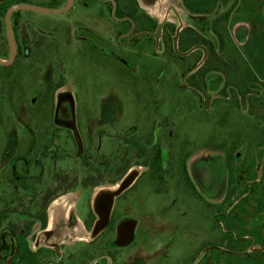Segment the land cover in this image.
<instances>
[{
    "label": "rangeland",
    "instance_id": "374dc122",
    "mask_svg": "<svg viewBox=\"0 0 264 264\" xmlns=\"http://www.w3.org/2000/svg\"><path fill=\"white\" fill-rule=\"evenodd\" d=\"M56 1L0 0V60L10 56L3 8L17 3L58 10L66 4ZM119 1L120 12L134 10V0ZM165 1L159 0V15L167 10ZM187 1L199 10L213 9L212 17L222 30L219 41L210 36L215 54L207 51L190 73L187 70L202 53L176 61L169 48L161 47V28L155 45L143 41L130 52L119 48L113 30L123 32V28L110 18L111 5L97 2L84 9L77 2L62 14L18 11L16 40L22 53L13 65H0V246L5 227L13 223L19 235L23 223L30 221L25 215L37 212L38 204L20 190L24 207L9 202L14 198V194L9 197L5 182L11 177L10 163L16 164L21 156L32 163L39 155L40 163L29 164V188H47L56 172L64 174L57 178L67 177L58 179L59 187L75 184L78 197L83 194L94 200L116 191L110 183L122 175L139 177L118 204L128 219L149 229L134 253L141 264H176L181 257L186 264H195L190 261L196 256L204 264L207 259L213 264H251L247 256L264 249V213L255 218L241 213L246 191L238 183L256 188L264 176V97L259 94L264 89V0ZM14 21L11 17L12 26ZM51 90H58L57 103L71 96L59 118L54 117L58 105L54 106ZM160 147L168 152L167 170L174 175V180L168 179L167 196L162 192L165 183L150 171ZM187 155L190 176L211 194L204 198L213 209L183 185L180 165ZM201 157L216 159V186L201 176V164L192 163ZM38 173L44 178L43 187L41 178L35 177ZM99 173L105 184L82 192L80 186ZM210 188L214 190L207 191ZM226 194L228 202H224ZM63 202L64 198L54 203L53 210ZM87 205L81 204V218ZM236 205L240 209L231 213ZM6 209L15 211L3 216ZM174 226L177 235L168 240L175 242V253L166 261V243L159 236L169 235ZM40 230L38 224L33 227L32 244ZM225 233L232 238L225 241Z\"/></svg>",
    "mask_w": 264,
    "mask_h": 264
},
{
    "label": "flooded vegetation",
    "instance_id": "af4514ba",
    "mask_svg": "<svg viewBox=\"0 0 264 264\" xmlns=\"http://www.w3.org/2000/svg\"><path fill=\"white\" fill-rule=\"evenodd\" d=\"M143 1H145L144 4L147 3L149 5H153L158 0ZM77 2L79 6L83 7L84 9L91 8L93 4L97 2L105 5H111V11L109 13L110 18L115 20L114 25L116 27L123 28V32H119V30L117 29L113 30V32L117 34L116 42L118 43L119 48H122L125 51L127 50L129 52L133 51L136 47L138 48V46L143 41L146 43L154 42L155 45L157 43V32L161 28V47L163 46L164 50L169 48L171 51L175 52V40H177V45L181 53L185 54L193 50L188 55H179L180 57L189 59L194 54H198L199 52L202 53V57L196 59L195 61V65L197 66L203 60V56L205 54L204 49L206 51H209L210 55L212 53L213 55L215 54V47L213 46L215 43H212L210 36L217 38L219 41V38H221L222 35V30L218 27L217 24L219 20L216 23V21H214V17H212V15L215 13L214 10L212 9L211 11L208 10L206 12V8H202L201 10L193 8L189 5L187 0H182V6L191 15L195 17L198 16L196 20H192V24H195V26L187 25L181 27L182 17L179 16L176 9L177 7L173 5L175 4V1H173L174 3L172 4L169 3L167 5L168 13L173 14V18L175 21L167 17L166 20L163 21V23L156 20L151 14L146 11L145 8L142 7L143 3H141V0H134L135 5L133 7V11L125 10V12L122 11L123 13L120 12V9L118 8V4H120L119 0L118 2L116 0H73V6L71 10L74 9ZM79 2L81 3V5ZM215 2L218 3L217 0H215ZM67 3L68 0H66V4L64 5V7L67 5ZM209 4L211 5V3ZM108 12L109 11L107 10V14ZM119 13L121 16H119ZM231 14L232 13L226 14L228 22L230 21ZM172 27L174 29L172 44L166 45L165 40L166 37L171 33L170 30H172ZM122 39H124V41H121ZM203 40L207 41V45L203 44ZM15 41L17 44L18 42L16 39ZM18 48L19 47L17 45V49ZM57 91L58 90H51L54 106L56 107V104L58 105L57 110L55 109L56 112L54 114V117H58L63 103L71 97H63V99L57 103ZM251 94H253V92H249L248 95ZM259 94L260 98L264 97V89H262ZM245 101L248 102V97H246ZM249 112H251V110ZM78 147L81 146L78 145ZM158 151L162 153V156L165 155L162 166H164L163 168L166 177L163 178L164 175L162 176V174H160L159 177L154 169L152 170L150 168V171L155 174L159 182L163 181L165 183L166 187L164 186V190H162V192L164 196H167L169 194V189L167 188L168 179L174 180V175H172V169L171 172L167 170V165L169 164L167 162L168 152L166 153V151L163 150V147H160L157 152ZM20 158V161H17L19 162L18 164L17 162L16 164L12 162L10 163L11 177L6 179L7 181L5 180L7 190L9 192V197L14 194V198L10 199L9 202H14V204L18 203V206L20 205L22 208L24 207L26 201L24 200L25 196L22 197L21 193H17V191L20 190V192L22 191V193L25 195L30 194L33 197L32 199L38 202V204L36 205L37 212L27 213L25 215V217L30 221L26 222L25 224L23 223V228L19 235L14 233L13 226L15 225H13V223L5 227L2 239L3 245L0 246V261L2 260L4 264H141V262L137 259L138 256H134V253L135 251H137L141 240L147 239L146 237L149 233L148 227L145 228L141 225V223H136V221L128 219L127 211L119 208L118 203L122 199L125 190L122 194L114 197L109 208H107L106 205L108 196H110V194L112 193H115L120 188L123 181L131 174L127 175L126 173L125 175H122L120 179L115 181V184L110 183L114 187L117 186L116 191L101 193L96 199L92 200L86 195L83 196V194L82 196L78 197V194L75 193V184H73V186L65 184L66 186H63V188L59 187L58 184L60 183L58 179L66 180L67 177L57 178L55 177L56 175L62 176L64 174H58L56 172L51 175V178L49 180L50 185L47 188H29L27 184V180L29 179V164L31 165L33 163L34 165L40 163L39 160L40 158H43V156L37 155L32 163H29L25 156H21ZM202 158H205L204 161ZM188 159L189 156H185L184 162H182L180 165V178L181 180H183V185L190 191V193H193V190H195V192L200 195L207 204H209L208 201L204 198V195L206 196L211 194H209V192H206L204 188L198 187L191 178L189 172L190 170L188 167ZM215 160L216 159L214 158L201 157L200 159L197 158L192 161V163L195 162L196 164H201L203 170L200 171V174L204 177V179L208 180V183L211 187L216 186L219 182V180L215 179L214 177ZM18 165H20L19 172ZM228 165H230V163H228ZM31 168H35V166H32ZM184 172H186L189 176L192 187H188ZM38 174H36L35 177L39 176V178H41L42 186L44 185V178L40 176V173ZM91 176V180L88 181L87 184H82L80 186L82 192L96 190L100 186L105 184L104 180L100 178L102 177V173ZM138 179L139 177L135 176L130 186L135 185ZM242 180L245 181V178ZM258 182L263 183V186H261L260 189L252 187L251 185L241 183V181L238 180L239 185H242L246 191L243 194L245 198H251L255 192H259L260 195L264 196V176ZM179 188L182 191L181 186L176 187V189L178 190ZM209 190H214V188H210L207 191ZM227 196L228 194L225 195V199ZM63 198L64 202L62 203V205H59L60 208L53 210L54 203H57L58 200ZM72 200H75V202L71 203ZM85 202H87L88 205L86 206L85 216L81 218L79 216L82 209L81 204ZM201 203L203 202L201 201ZM213 208L214 207H212V209ZM102 209L103 211L108 209L109 214L106 222L98 228L101 221L100 211ZM12 211H8L6 209L3 211L2 215L5 216L7 215V213H11ZM0 223L2 222L0 221ZM36 224L40 226L41 230L36 235L35 244H32V241H30V239L33 240V235L31 233L33 227L36 226ZM177 229L178 226H174L169 235L159 236L160 241H164L166 243V251L163 254L166 261L172 260V255L175 253V242L169 241L168 239L174 234L177 235ZM79 234H84V237L78 238ZM72 239V245L69 246L68 243ZM260 250L261 249H257L252 253H264V250ZM181 253L185 252L181 251ZM226 253H230V255L233 254L235 256H245L244 253ZM254 256L257 258L264 257L263 255H259V257L257 254H254ZM130 257L133 260L131 263H128L126 260ZM200 258L199 256H196L195 260L193 261V258L190 262H194L195 264H204L203 259ZM251 258L254 257L247 256L246 262L253 264V262H250ZM209 260H206V264H213V260ZM176 264H186V260H182L181 257Z\"/></svg>",
    "mask_w": 264,
    "mask_h": 264
},
{
    "label": "trees",
    "instance_id": "16d2710c",
    "mask_svg": "<svg viewBox=\"0 0 264 264\" xmlns=\"http://www.w3.org/2000/svg\"><path fill=\"white\" fill-rule=\"evenodd\" d=\"M54 2H57V1H55L54 0ZM15 4H17V3H15ZM14 3L13 4H10L9 6H6L5 8H3V10H2V14H3V16L5 17V15H6V13H7V11L13 6V5H15ZM60 5V4H59ZM20 15V13H18V12H15V13H13V15H12V17L13 18H15V21H14V26H12V29H13V33H14V36H15V39H17L16 38V35H17V33H18V26H19V24H18V20H16V18H18V16ZM119 16H121L120 15V13H119ZM156 26V25H155ZM171 31V33L166 37V40H165V43H166V45H169V44H172V37H173V35H174V29H173V27H172V30H170ZM18 44V43H17ZM203 44L204 45H207V41L206 40H203ZM173 53V56L175 57L174 59L176 60V61H183V60H186L184 57H180L179 55H177V54H175V52L174 51H172ZM21 50H19V48H18V56H17V59L20 57V55H21ZM16 59V60H17ZM195 67H196V65H195V63L193 64V66L190 68V70H187L188 71V73H190V72H192L194 69H195ZM199 72V71H198ZM196 73V72H195ZM195 73H193V74H195ZM208 72H206L205 73V71L203 72V76L204 75H206ZM191 75V79L193 78L194 79V75ZM195 80V79H194ZM194 86L196 87V84L194 83ZM163 161H164V157L162 156V153L161 152H157V154H156V156L154 157V160H153V163H154V166H151L150 168L153 170H155L156 172H157V174L159 175V177H160V174H162L163 173V170H164V168H163V166H162V164H163ZM139 166V165H138ZM147 166V165H146ZM184 176H185V178H186V181H187V185H188V187H192V183H191V181H190V179H189V176L187 175V173L186 172H184ZM261 186H263V183L262 182H257L256 183V188L257 189H260V187ZM192 195L196 198V199H198L200 202L202 201L203 202V204H205L206 206H208L209 208H212L213 206L212 205H209V204H207L205 201H204V199L200 196V195H198L196 192H195V190H193V193H192ZM229 197L227 196L226 197V199H225V201L224 202H228L229 201V199H228ZM241 205L244 207V209L241 211V213H248V216H249V214H250V216L251 217H253V218H255V217H258L259 215H261L262 213H264V196H262V195H260V193L259 192H255L254 194H253V196L251 197V198H244L242 201H241ZM253 207L255 208V211H253ZM238 209H240V206L239 205H236V206H234V208L232 209V211H231V213H234V212H236ZM228 229H230V228H228ZM225 241H227V240H229L230 238H232L231 237V235H229L228 233H225ZM254 254H257V255H263L264 256V253H261V252H256V253H254ZM252 257V256H251ZM254 257V256H253ZM250 262H253V264L254 263H258V262H260L259 264H262V263H264V257H261V258H257V257H254V258H251L250 259Z\"/></svg>",
    "mask_w": 264,
    "mask_h": 264
},
{
    "label": "water",
    "instance_id": "95a60500",
    "mask_svg": "<svg viewBox=\"0 0 264 264\" xmlns=\"http://www.w3.org/2000/svg\"><path fill=\"white\" fill-rule=\"evenodd\" d=\"M72 6H73V0H68L67 5L65 7L61 8V9H58V10H48V9H44V8H40V7H37V6L28 5V4H15V5H13L7 11V13L5 15L6 33H7L8 44H9V47H10V56H9L8 60H0V65H2V66H11V65L14 64V62L17 59L18 49H17V44H16V41H15L13 29H12V24H11V17L13 15V13L18 12V11H22V10H27V11L40 12V13L62 14V13H66V12L70 11ZM175 50L178 53V55H180V56L188 55V54H190L193 51L192 50V51H190L188 53H185V54L179 52L177 50V40H175ZM204 51H205V53L207 52L205 49H204ZM134 178H135V174L129 175L123 181V183L121 184L120 188L115 193H112V194H110V196H108L107 202H106L107 208H109V206L111 205V203H112V201H113L115 196H118V195L122 194L124 192V190H126L132 184ZM108 214H109L108 209L104 210V211L102 209L100 211V218H101L100 220L101 221H100V224H99L98 228L100 226H102L106 222V220L108 218ZM216 249H218V248H216Z\"/></svg>",
    "mask_w": 264,
    "mask_h": 264
},
{
    "label": "crops",
    "instance_id": "0c3cea01",
    "mask_svg": "<svg viewBox=\"0 0 264 264\" xmlns=\"http://www.w3.org/2000/svg\"><path fill=\"white\" fill-rule=\"evenodd\" d=\"M173 1H175V4H176V9H177V12L179 14L180 17H182V22H181V27H184V26H189V25H193L195 26V24H192V20H196L197 17L191 15L188 11H186L184 9V7L182 6V0H166L165 3H174ZM141 3L142 4V7L146 9V11L151 14L156 20H158L159 22L163 23V21L166 20V18L168 17L169 19H172L174 20L173 18V14H170L168 13V10H165L164 11V14L163 15H159L158 11H157V5L159 3V0L157 2H155L153 5H149V4H144L145 1L141 0ZM60 7V6H59ZM167 8V7H166ZM175 21V20H174Z\"/></svg>",
    "mask_w": 264,
    "mask_h": 264
}]
</instances>
